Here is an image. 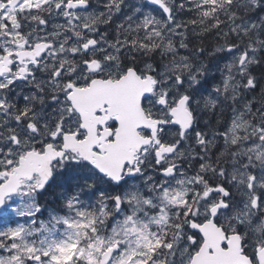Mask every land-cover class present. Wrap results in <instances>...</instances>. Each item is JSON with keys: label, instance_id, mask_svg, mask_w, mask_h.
<instances>
[{"label": "snow or ice", "instance_id": "6c2138e0", "mask_svg": "<svg viewBox=\"0 0 264 264\" xmlns=\"http://www.w3.org/2000/svg\"><path fill=\"white\" fill-rule=\"evenodd\" d=\"M255 68L264 0H0V264H264Z\"/></svg>", "mask_w": 264, "mask_h": 264}, {"label": "flooded vegetation", "instance_id": "af4514ba", "mask_svg": "<svg viewBox=\"0 0 264 264\" xmlns=\"http://www.w3.org/2000/svg\"><path fill=\"white\" fill-rule=\"evenodd\" d=\"M58 191H56L55 193H50L49 190L47 192H43L40 196H39V200L42 204H45L48 205L49 207L51 206L52 204V201H54V203L56 202V193ZM52 201H51V200ZM45 213H47L45 211ZM1 214H0V221H1Z\"/></svg>", "mask_w": 264, "mask_h": 264}, {"label": "trees", "instance_id": "16d2710c", "mask_svg": "<svg viewBox=\"0 0 264 264\" xmlns=\"http://www.w3.org/2000/svg\"><path fill=\"white\" fill-rule=\"evenodd\" d=\"M205 43H206L207 45H211V44L213 43V38H212L211 36L207 37V38L205 39ZM253 71H254V74H259L260 72H264V68H255ZM258 92H259V89H257V93H256V94H258ZM254 95H255V94H254ZM56 190H57V189H55V188H51V189H49V192H50V193H55ZM50 200H51V199H50ZM51 201H52V200H51ZM53 206H54V201H52V204H51L50 207H53ZM7 221H8V220L5 219V220L2 221V223L7 222Z\"/></svg>", "mask_w": 264, "mask_h": 264}, {"label": "rangeland", "instance_id": "374dc122", "mask_svg": "<svg viewBox=\"0 0 264 264\" xmlns=\"http://www.w3.org/2000/svg\"><path fill=\"white\" fill-rule=\"evenodd\" d=\"M46 215H47V213H45V216ZM7 217L8 216L4 212L1 213V218L6 219ZM11 218H13L14 220L18 219V218L14 217V216H12Z\"/></svg>", "mask_w": 264, "mask_h": 264}]
</instances>
